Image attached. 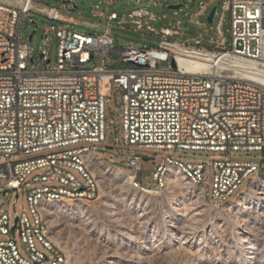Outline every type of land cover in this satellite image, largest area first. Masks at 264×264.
Segmentation results:
<instances>
[{
    "label": "built area",
    "instance_id": "2783aa9c",
    "mask_svg": "<svg viewBox=\"0 0 264 264\" xmlns=\"http://www.w3.org/2000/svg\"><path fill=\"white\" fill-rule=\"evenodd\" d=\"M116 1L104 0L106 4ZM146 1V6L132 9L127 16L138 29L145 27L153 33L155 46L116 48L112 29L123 28L125 14L115 10L94 12L102 17L105 28L89 25L94 32L82 33L57 23L65 17L54 5H38L41 0H0V11L9 16L7 21L0 18V179L5 181L6 189L0 193V201L9 190L16 192V198L21 192L26 202L14 201L13 214L4 211L0 203V264H57L58 244L45 236L41 220L34 213V201H97L95 176L82 173L78 154L82 148H89L84 143L105 140L107 100L103 89L111 84L122 92L119 116L125 145L222 154L211 168L202 162H186L200 182L207 183L212 170V209H221L222 201L249 174L263 168V164L251 160L232 159L230 154L264 150V86L228 77L225 72L190 73L177 58H254L262 54L264 0H223L215 33L208 38L213 49L200 46L204 39L201 33L181 41L169 39L184 35L180 21L153 26V22L166 17L158 16L149 5L160 6L164 0ZM192 1L198 0L176 4L187 6L186 2ZM140 3L143 0L134 1ZM199 4V10L188 19L207 34L212 27L197 19L205 14L207 3ZM75 6L74 1L66 0L63 8L72 12ZM181 6L174 9L173 15H178ZM31 11L54 23L43 34L45 40L47 32L57 38L54 63L44 50L32 54L29 37L21 41L22 23ZM227 11L229 42L222 30ZM161 46H168V53H161ZM115 58L134 67L108 70L105 64ZM87 64L90 66L83 68ZM17 154L29 157L11 162ZM139 157L138 153L127 154L125 163L129 170H136L137 183L143 186ZM165 160L177 159L168 155L158 163L148 189H158ZM43 249L56 260L48 263Z\"/></svg>",
    "mask_w": 264,
    "mask_h": 264
},
{
    "label": "rangeland",
    "instance_id": "374dc122",
    "mask_svg": "<svg viewBox=\"0 0 264 264\" xmlns=\"http://www.w3.org/2000/svg\"><path fill=\"white\" fill-rule=\"evenodd\" d=\"M64 1L66 0H41L38 5L43 7L54 5L65 17V20L57 23H62L82 33L94 32V29L89 25L98 29L105 28L102 17L95 15L94 12L115 10L119 15L125 14L126 22L123 23V28L112 29L114 47L155 46L152 44L156 42L153 33L146 30L145 27L138 29L131 22V18L127 16V13L132 9L146 6L148 4L146 0L140 4H134L135 0H117L112 4H106L104 0H71L76 4L72 12L64 10ZM99 1L101 4H98ZM199 1L207 3L205 14L197 17L200 22H205L207 27H212L210 33L207 34L197 29V25L188 19L190 15L199 10ZM222 1L186 2L187 6H181V10H177L178 15H173L174 9L168 8V5L180 3L182 0H164L160 6L149 5V8L158 16L165 15L166 17L152 24L155 27L167 26L168 22L174 23L179 20L184 35L172 36L169 39L181 41L201 33L204 39L200 46L213 49L214 45L208 42V38L215 33V27L222 13ZM213 6H217V13L214 16V21L208 23L207 15ZM0 18L7 21L9 16L0 11ZM51 24L54 23L48 21L39 12L31 11L23 20L20 31L23 42L34 32L31 40L28 41L32 48V54H40L44 50L48 52L51 62L54 63L57 58V38L49 32H47L46 40L43 37ZM229 27L230 14L227 11L222 20V30L228 42L230 40ZM258 56L263 60H260L256 70L264 74V50ZM34 62L36 64V58ZM162 65L166 64L162 63ZM89 66L90 64H87L83 68ZM105 67L108 70H122L134 66L115 58L109 60ZM103 93L107 100L105 103V140L83 145L91 148L92 153L104 163L121 168V172L114 174L113 171L105 170V167H102L99 176L103 185L100 197L95 202L86 203L85 206L79 203L53 202L46 206L53 239L58 244L55 251L60 258L56 263L106 264L101 257L106 251L114 250L117 255L115 258L117 264H213L211 262L216 257H219L221 264H264V202L260 199V196L264 195V176H262L264 174V150L235 151L230 154L232 159L251 160L258 165L263 164L260 171L249 174L238 188L226 200L222 201V204L234 203L241 194L246 192L249 180L257 181L262 176L251 187L243 201L231 207H223V205L221 209L210 207L209 200L214 202L209 197L212 187V170L207 177L208 195H204V197L200 194V186L190 184L176 168H171L166 183L159 185L158 189L145 192L131 183L128 176L130 172L127 171L130 168L125 163L127 154H140L141 184L148 188L152 183L153 171L165 156L169 155L182 162H202L211 168L213 161L219 159L222 154L206 150H169L125 145L119 116L122 92L119 87L111 84L109 88L103 89ZM28 157L17 154L10 161H22ZM145 157L149 159L144 160ZM75 175L83 181L78 174ZM4 184L5 181L0 179V193L2 194L6 190ZM15 195V191L8 190L1 197V207L10 214H13L14 201L26 204L25 197L21 192L18 198ZM189 198L202 200L203 204L200 203L201 206H198L197 210L192 209L190 212L188 210L178 211L177 205L182 201L188 203ZM199 211L197 216L192 217V214ZM183 224L190 226L189 230L197 231L193 241L201 248L199 251H195L197 246L194 245L191 250L188 249L194 255L179 247L182 236H180L178 227L174 228L173 226H182ZM238 225L254 226L248 242L239 240L236 232ZM127 229L136 238L126 236L123 230ZM15 239L18 242V238L15 237ZM248 245L255 247V254L248 252L246 248Z\"/></svg>",
    "mask_w": 264,
    "mask_h": 264
},
{
    "label": "bare ground",
    "instance_id": "6f19581e",
    "mask_svg": "<svg viewBox=\"0 0 264 264\" xmlns=\"http://www.w3.org/2000/svg\"><path fill=\"white\" fill-rule=\"evenodd\" d=\"M262 40H263V50H264V30L262 33ZM263 52V51H262ZM161 53H168V46H161ZM260 60H263L259 58V56H256L254 58H240V57H212L211 55H208L205 58H177V62L180 65H184L187 69V72L194 73V74H204V73H217L221 74L223 72L227 73L228 77L231 78H244L248 80L255 81L261 85L264 86V74L260 73L256 70L258 65L260 64ZM78 165L80 166V169L82 173H90L92 176H95V186L99 187L97 199L100 197V190L102 188L103 182L102 179L99 176V171H101L102 167H105V170L113 171V173L118 174V172H121V168L112 167L106 163H104L97 155L93 154L91 151V148H82L81 151L78 154ZM171 168H176L179 170L183 176L188 180V182L192 185L200 186V194L202 197L204 195H208L207 192V183L198 181V178L196 175H193L190 169V165H187L186 162H181L180 160H165V168L160 171L159 174V180H158V186L166 183L167 176L171 172ZM130 173H128V176L131 179V183L141 190L145 192L151 191L148 189V187L139 186L137 183V173L136 170H127ZM264 176V174L262 175ZM260 176V178L262 177ZM259 178V179H260ZM258 179V180H259ZM177 180V179H175ZM257 180V181H258ZM249 180L248 188L245 193L241 194L240 197L234 202V203H225L222 204L223 207H231L232 205L239 204L241 201H243L245 195L251 190V187L257 182ZM210 195V193H209ZM190 199V200H189ZM188 199V203L180 202L177 205L178 211H185L188 210L189 212L192 209L197 210L198 206H201L200 203L203 204L202 200L195 199ZM260 199L264 202V195L260 196ZM224 201V200H223ZM75 203V204H81L86 205V203H89L88 200H74V201H68L65 199H57V198H49V199H41L34 201V213L39 217L41 220V228L45 234V236H50L52 243L56 244L53 239V233L51 232V222L48 219V211L46 210V206L50 203ZM186 213V212H185ZM200 213H194L192 214V217L197 216ZM263 213V212H262ZM264 216V213H263ZM191 225V224H190ZM174 228L178 227V230L180 232V236H182V239L180 240L179 247L183 248L184 250L192 249L194 245L197 246V249L195 251H199L201 248L200 245L195 244L193 241V238L197 231L193 229L192 231L189 230L190 226H185L183 224L182 226L177 225L173 226ZM254 229L253 225H250V227L246 226H237L236 232L238 235V238L241 242H248L249 236L251 235V230ZM203 230V229H202ZM130 230H123V233L130 237V238H136L133 236L132 232H129ZM253 233V232H252ZM251 237V236H250ZM250 240V239H249ZM248 249L249 253L255 254L254 249L255 247L253 245H248L246 247ZM202 250V249H201ZM189 251V250H188ZM187 251V252H188ZM192 255H194L193 252L189 251ZM259 252V251H257ZM261 254V253H259ZM117 255L115 254L114 250H108L104 253V255L101 257L102 261L106 264H117L116 259ZM219 257L215 258V260L211 263L213 264H221L219 261ZM246 264V263H244ZM249 264V263H248Z\"/></svg>",
    "mask_w": 264,
    "mask_h": 264
},
{
    "label": "water",
    "instance_id": "95a60500",
    "mask_svg": "<svg viewBox=\"0 0 264 264\" xmlns=\"http://www.w3.org/2000/svg\"><path fill=\"white\" fill-rule=\"evenodd\" d=\"M181 5H182V4H170V5L168 6V8H170V9H178ZM215 9H216L215 6H213V7L211 8V10H210V12H209V14H208V16H207V22H208V23H211V22H212L213 15H214V12H215ZM33 33H34V32H32V33L29 35V40H31ZM0 54H1V56H3V53H0ZM1 61H3V60H1ZM143 159H144V160H148L149 158H148V157H145V158H143Z\"/></svg>",
    "mask_w": 264,
    "mask_h": 264
},
{
    "label": "trees",
    "instance_id": "16d2710c",
    "mask_svg": "<svg viewBox=\"0 0 264 264\" xmlns=\"http://www.w3.org/2000/svg\"><path fill=\"white\" fill-rule=\"evenodd\" d=\"M46 250V251H45ZM43 252L46 254V256L49 258V260H48V263L49 262H51V261H54V260H56V256L55 255H53L49 250H47V249H43Z\"/></svg>",
    "mask_w": 264,
    "mask_h": 264
}]
</instances>
